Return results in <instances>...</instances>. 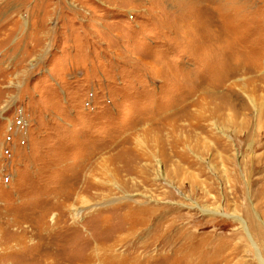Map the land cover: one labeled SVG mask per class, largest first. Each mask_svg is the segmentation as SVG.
I'll list each match as a JSON object with an SVG mask.
<instances>
[{
    "label": "rangeland",
    "instance_id": "obj_1",
    "mask_svg": "<svg viewBox=\"0 0 264 264\" xmlns=\"http://www.w3.org/2000/svg\"><path fill=\"white\" fill-rule=\"evenodd\" d=\"M67 257L264 264V0H0V264Z\"/></svg>",
    "mask_w": 264,
    "mask_h": 264
},
{
    "label": "bare ground",
    "instance_id": "obj_2",
    "mask_svg": "<svg viewBox=\"0 0 264 264\" xmlns=\"http://www.w3.org/2000/svg\"><path fill=\"white\" fill-rule=\"evenodd\" d=\"M155 147V146H154ZM150 148V149H149ZM148 148V146H147V148H146V150L147 149H149V151H152V149H151V146ZM146 150H144V151H136V155H137V161H138V166L135 168V170L134 171H127V175H130V176H132V178H135L134 180H139L140 179V177H141V175L148 169V168H150V166H151V162H152V159H153V153H149V151H146ZM153 152V151H152ZM174 153V152H173ZM130 172V173H129ZM90 178H91V176H90ZM90 178L88 179V180H90ZM92 179V178H91ZM128 180H130V178L129 179H126L125 181H128ZM141 180V182H144V183H149L147 180H142V179H140ZM92 181V180H91ZM89 182V181H88ZM133 182V181H132ZM139 182V181H138ZM137 182V183H138ZM124 184V183H123ZM92 185H93V183H92ZM133 185H134V183H133ZM145 185H147V184H145ZM95 187H96V185H95ZM99 187V186H98ZM126 187V186H125ZM100 188V187H99ZM126 210V209H125ZM135 211H137V210H135ZM132 212V211H131ZM138 213H139V215L140 216H142L143 215V217L144 216H146L145 218H146V220L145 221H137V222H135L133 225H131V226H125V227H123V228H120V230H119V232L117 233V234H115V236L113 237V239H112V245H110V243H109V245L108 246H106V247H103V246H100V245H98V246H95V247H91V251H90V253L91 254H89L90 255V257H87V259H86V261H90V259L91 260H93V262H94V253H96V251H98V250H100V251H103L104 253H105V256H111V254H107L108 252H110V253H112L111 251H113L114 250V247H116V246H118V245H126V247H129L128 249L129 250H132V251H134V252H132V253H134V255H135V253L137 252H139V250L140 249H143V251H142V253H138V255H137V253H136V255H135V257L134 258H132V259H139V258H146V256H147V254H148V252H147V248H150V247H148L150 244H151V242L149 241V240H147V241H144V242H142V243H140L139 241H136V239H138L139 237H137L136 238V234H140V233H142L141 231H143L144 230V227H145V225H146V223H148V219L150 218V216H151V212H148L147 210H145V209H141L140 208V210H138ZM142 217V218H143ZM135 218H137V217H135ZM158 231H159V229H158ZM157 231V232H158ZM165 233V232H164ZM157 234V233H156ZM155 236V235H154ZM161 236H163V235H161ZM164 237V236H163ZM154 238V237H153ZM16 239V238H15ZM21 239V238H20ZM158 239H159V237H158ZM161 239H162V237H161ZM139 240V239H138ZM155 241H156V238L155 239H153L152 240V243H155ZM158 241V240H157ZM17 242V241H16ZM141 244V245H138V244ZM157 243V242H156ZM15 244V243H14ZM17 244V243H16ZM154 245V244H153ZM17 246H18V244H17ZM33 247V246H32ZM35 247H33V249H34ZM126 249V248H125ZM24 250V249H23ZM27 250V249H26ZM127 250V249H126ZM150 250V249H149ZM23 252V251H22ZM151 252V251H150ZM176 253V252H175ZM128 254V253H127ZM91 255H92V257H91ZM113 255V254H112ZM128 255H130V254H128ZM116 256V255H115ZM115 256L113 255L112 256V258H114L115 259ZM130 256H132V254L130 255ZM180 256H183V254L182 255H180ZM100 257V256H99ZM117 257V256H116ZM111 258V257H110ZM113 259V260H114ZM106 260V259H105ZM109 261V260H108ZM45 262H46V264H50L49 262H48V260H45ZM73 262H75V258H70V257H67V258H63V259H58V262H57V264H72ZM78 262V261H77ZM104 263V262H103ZM111 263V262H110ZM135 263V262H134ZM143 263H144V261H143Z\"/></svg>",
    "mask_w": 264,
    "mask_h": 264
}]
</instances>
